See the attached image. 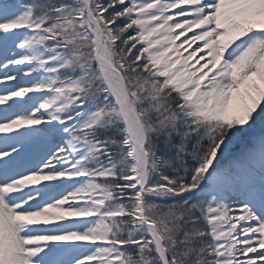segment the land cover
Returning a JSON list of instances; mask_svg holds the SVG:
<instances>
[{
	"label": "snow or ice",
	"instance_id": "6c2138e0",
	"mask_svg": "<svg viewBox=\"0 0 264 264\" xmlns=\"http://www.w3.org/2000/svg\"><path fill=\"white\" fill-rule=\"evenodd\" d=\"M0 264H264V0H0Z\"/></svg>",
	"mask_w": 264,
	"mask_h": 264
}]
</instances>
